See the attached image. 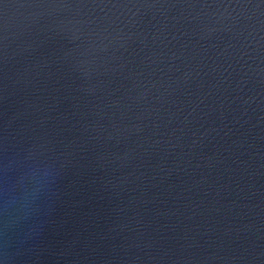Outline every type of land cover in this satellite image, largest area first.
I'll list each match as a JSON object with an SVG mask.
<instances>
[{"label": "water", "instance_id": "95a60500", "mask_svg": "<svg viewBox=\"0 0 264 264\" xmlns=\"http://www.w3.org/2000/svg\"><path fill=\"white\" fill-rule=\"evenodd\" d=\"M0 264H264V0H0Z\"/></svg>", "mask_w": 264, "mask_h": 264}]
</instances>
